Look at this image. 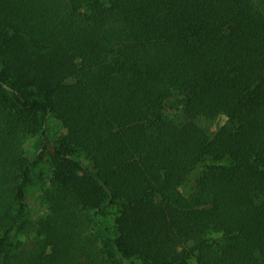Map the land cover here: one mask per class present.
<instances>
[{"label": "trees", "instance_id": "1", "mask_svg": "<svg viewBox=\"0 0 264 264\" xmlns=\"http://www.w3.org/2000/svg\"><path fill=\"white\" fill-rule=\"evenodd\" d=\"M106 210L130 264H264V0H0V264H117L79 258Z\"/></svg>", "mask_w": 264, "mask_h": 264}, {"label": "rangeland", "instance_id": "2", "mask_svg": "<svg viewBox=\"0 0 264 264\" xmlns=\"http://www.w3.org/2000/svg\"><path fill=\"white\" fill-rule=\"evenodd\" d=\"M169 115H171V113ZM226 122L227 118L225 115H218L216 121L211 125V130H217L219 126H222ZM43 126H47V136L49 140H47L46 143L41 142V136L39 134H34L33 136L25 137L20 144L23 150V156L34 164H32L31 180L25 190L26 213L32 220L43 217L48 212L44 191L49 187V178L53 170L48 156L51 153L50 141L55 140V138L65 132V128L54 119H50L49 124ZM41 156L42 159L38 160ZM198 175L199 172H196L188 178L187 184L180 187L183 193L188 194L192 190L194 180ZM92 216L93 221L87 224L84 229L83 237L86 241L84 248L79 252V258L84 260L87 253H89V256L99 254L105 258L116 260L117 264H130L128 261L121 260L109 246L107 247L108 238L106 237V233L110 230L114 212L106 210L93 213ZM19 237L23 240V246L31 247L33 240L31 234H20ZM109 253H111L113 257H110Z\"/></svg>", "mask_w": 264, "mask_h": 264}]
</instances>
